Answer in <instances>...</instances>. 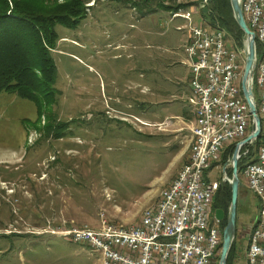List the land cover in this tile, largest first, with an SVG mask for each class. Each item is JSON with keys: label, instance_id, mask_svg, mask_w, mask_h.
<instances>
[{"label": "rangeland", "instance_id": "rangeland-1", "mask_svg": "<svg viewBox=\"0 0 264 264\" xmlns=\"http://www.w3.org/2000/svg\"><path fill=\"white\" fill-rule=\"evenodd\" d=\"M132 1L137 0H94L75 28L55 26V104L48 116L54 125L65 124L63 138L44 137L33 128L37 115L31 102L0 94V264H100L86 245L60 232L97 231L102 219L119 227L136 225L168 175L180 169L176 154L185 144L171 133L174 127L141 128L132 118L148 113L151 123H159L183 108L190 111L188 69L181 60L188 27L200 22L208 2L150 0L146 6L156 11L145 15L146 8L133 9ZM178 5L190 6L164 8ZM180 11L190 20L172 18ZM261 58L256 56V63ZM134 83L163 88V96L153 100L148 92L139 111L131 98ZM47 122L44 116L37 125ZM218 167L204 173L216 186L223 178ZM240 182L235 264L245 263L258 213L243 177Z\"/></svg>", "mask_w": 264, "mask_h": 264}, {"label": "built area", "instance_id": "built-area-1", "mask_svg": "<svg viewBox=\"0 0 264 264\" xmlns=\"http://www.w3.org/2000/svg\"><path fill=\"white\" fill-rule=\"evenodd\" d=\"M241 12L264 55V0H244ZM176 17L190 20L188 12H176L172 18ZM188 34L191 42L185 44L183 64L188 69L187 104L193 120L186 163L136 225L119 227L102 219L97 231L83 227L60 232L93 246V251L102 254L104 264H214L217 252L220 254L219 221L211 217L217 186L207 181L204 173L220 167L223 152L244 140L242 130L252 127L243 95L234 97L236 69L243 68L244 52L227 32L217 36L203 30V22L189 25ZM253 88L257 91L254 100L258 116L264 120V64H260L259 76H253ZM168 125L169 121H164L156 126ZM258 139L241 147L249 146L242 153L244 157L259 154L257 166L242 169L246 189L258 202L251 227L256 228V237L247 236L253 239V246L246 247L244 264H264V139L255 148Z\"/></svg>", "mask_w": 264, "mask_h": 264}, {"label": "trees", "instance_id": "trees-1", "mask_svg": "<svg viewBox=\"0 0 264 264\" xmlns=\"http://www.w3.org/2000/svg\"><path fill=\"white\" fill-rule=\"evenodd\" d=\"M91 1L94 0H0V94L9 93L31 102L37 115L36 121L32 122L33 128L40 130L44 137L51 135L54 139H61L65 133V124L58 122L59 124L54 125V119L50 121L48 116L51 106L55 104L53 84L56 77V66L52 53L56 50L59 40L55 26L75 28L86 16V10L90 8L86 4ZM149 1H132V7L133 9L145 7V15L153 13L156 8L146 6ZM207 2L206 11L203 9L200 11L202 19L212 27L225 29L232 38L233 44L242 49L244 35L233 18L230 1L207 0ZM162 5L159 6L162 7ZM189 6L178 5L174 8L168 6L164 8L178 10ZM255 48L257 58H261L263 47L255 41ZM254 90L256 89L253 88L256 98L257 91ZM44 116L48 122L39 128L37 122ZM262 143L259 138L253 147L256 148ZM234 146L235 144L230 145L223 152L220 157V167L231 159ZM246 149H249V146L241 149V157L237 164L239 192L242 187L240 182L242 165L248 159L242 156ZM225 174L230 179L231 168H226ZM230 196V186L220 180L212 201L213 211L220 209L224 213V218L219 224L220 235L226 224ZM235 252L234 245H232L226 264H235ZM218 259L217 252L214 264H217Z\"/></svg>", "mask_w": 264, "mask_h": 264}, {"label": "water", "instance_id": "water-1", "mask_svg": "<svg viewBox=\"0 0 264 264\" xmlns=\"http://www.w3.org/2000/svg\"><path fill=\"white\" fill-rule=\"evenodd\" d=\"M232 8L233 18L244 35L243 52L244 65L241 76V92L247 104L249 114L252 119L251 133L242 141L238 142L233 150L231 159L222 166L224 182L230 186V203L227 210L226 224L222 230V243L218 264H226L228 253L231 249L235 237V222H236V205L239 190V178L237 163L239 152L243 145L258 139L260 134V118L256 110V104L253 94V71L256 64V48L253 34L248 30L244 21L239 0H229ZM206 11V10H204ZM231 168V178H227L225 174L226 168ZM214 217L218 221H222L224 213L217 209L214 211Z\"/></svg>", "mask_w": 264, "mask_h": 264}, {"label": "crops", "instance_id": "crops-1", "mask_svg": "<svg viewBox=\"0 0 264 264\" xmlns=\"http://www.w3.org/2000/svg\"><path fill=\"white\" fill-rule=\"evenodd\" d=\"M185 60V58L183 59ZM183 60H181L182 64H183ZM142 74V73H141ZM139 75L141 78H143V75ZM141 87V88H140ZM140 88V89H139ZM143 89H146V91L144 92V95H143ZM152 89V90H151ZM132 90L136 93L137 95V108H139V111L141 109H143L144 105L147 104V101L145 100L146 97H150L148 94V92H151L153 93V100H154V97H157V96H163V93H164V90L163 88H160V90L158 89L157 91L154 89V86L153 87H149V86H140V85H137L136 83H134V87L132 88ZM142 93V94H140ZM190 94V93H189ZM189 94H188V97H189ZM152 96V94H151ZM187 97V98H188ZM154 102V101H153ZM145 112V111H144ZM126 115V114H125ZM149 115H151V113H149ZM139 116H142L143 119H140ZM145 116V118H144ZM148 113L146 114H143L141 115L139 113L138 116H133L134 118L140 120V121H143L145 123H150V124H159V123H162L164 121H169V125L166 127L167 129H171L174 127V131H171V133H174L175 137L179 136L180 137V143L181 144H185V146L183 147L182 149V152L180 151V149L177 151V154L176 156L179 157L176 159H179L180 161V164L181 166L186 162V160L188 159V156H189V140H190V127H191V119L188 118L189 116L192 117L190 111L188 112V110L186 108H183L181 109L180 111H178V113L176 114H173L171 116H169L168 118L166 117L164 119V121L162 122H159V123H151L148 118ZM193 118V117H192ZM193 120V119H192ZM189 121V122H188ZM141 128H146L145 126H140ZM165 128V129H166ZM183 131H187L186 132H183ZM182 132V133H181ZM185 149H187V152L185 154H183L185 152ZM180 166V167H181ZM179 167V168H180ZM176 172L177 170H174L173 174H169L168 177H167V181H166V184H164V186L168 185L171 180L174 178V176L176 175ZM163 186V187H164ZM162 187V188H163Z\"/></svg>", "mask_w": 264, "mask_h": 264}, {"label": "bare ground", "instance_id": "bare-ground-1", "mask_svg": "<svg viewBox=\"0 0 264 264\" xmlns=\"http://www.w3.org/2000/svg\"><path fill=\"white\" fill-rule=\"evenodd\" d=\"M239 1H240V6L244 7V0H239ZM88 4H95V3H94V1H91ZM200 22H203V30H206V32L214 33V35H217V36H226V30L225 29L217 27V26L212 27L208 23H206L203 19H201ZM186 42H191V34H188V38H187ZM242 50H243V47H242ZM183 52H184L185 59H186V47L185 46L183 48ZM260 64H264V55H262V58L255 64L253 76H259ZM242 71H243V68H237L236 69V82L234 83V97H242V92H241V87H240ZM134 122L135 123H140L142 126H145V127H154V128L158 127L159 129L160 128H164V126H156L157 124L145 123V122L140 121V120H135ZM251 123H252V120H251ZM248 130H249V128H244L242 130V139H245L248 136L247 135L248 134ZM250 133H251V128H250ZM257 163H259V154H252V158H248L243 163L242 169L253 168V166H257ZM240 176L243 177V172H241ZM164 188H165V186L160 190V192L158 194V197H157L156 201L154 202V204L159 201ZM149 209H150V206L143 210L139 220H141V218L143 217L144 211L145 210H149ZM212 211H213V209H212ZM213 215H214V212H213ZM220 222L221 221H219V224H220ZM248 237H256V228H251L250 229V231L248 233ZM221 243H222V235H221V238H217V245H220ZM86 246L90 249L92 254H97L99 256L100 264H104L103 260H102V254L101 253H97L96 251H93V246H91V245H86ZM252 246H253V239H247L246 247H252ZM220 250H221V245H220ZM219 256H220V254H219ZM217 264H218V262H217Z\"/></svg>", "mask_w": 264, "mask_h": 264}, {"label": "flooded vegetation", "instance_id": "flooded-vegetation-1", "mask_svg": "<svg viewBox=\"0 0 264 264\" xmlns=\"http://www.w3.org/2000/svg\"><path fill=\"white\" fill-rule=\"evenodd\" d=\"M131 98L133 99V103H134V104H137V95H136L135 92L132 94V97H131ZM136 106H137V105H136Z\"/></svg>", "mask_w": 264, "mask_h": 264}]
</instances>
